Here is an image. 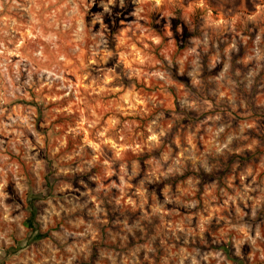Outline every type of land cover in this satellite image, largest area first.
I'll return each mask as SVG.
<instances>
[{"label":"rangeland","instance_id":"obj_1","mask_svg":"<svg viewBox=\"0 0 264 264\" xmlns=\"http://www.w3.org/2000/svg\"><path fill=\"white\" fill-rule=\"evenodd\" d=\"M0 264H264V0H0Z\"/></svg>","mask_w":264,"mask_h":264},{"label":"trees","instance_id":"obj_2","mask_svg":"<svg viewBox=\"0 0 264 264\" xmlns=\"http://www.w3.org/2000/svg\"><path fill=\"white\" fill-rule=\"evenodd\" d=\"M47 186H48V189H49V186H50L49 181L47 182ZM33 203H34V202H32V204H33ZM32 204H31V205H32ZM32 206H33V205H32ZM32 210H33L32 212H34V208H33V207H32ZM33 217H34V216H33Z\"/></svg>","mask_w":264,"mask_h":264}]
</instances>
